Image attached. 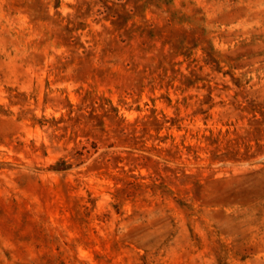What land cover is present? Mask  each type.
Returning a JSON list of instances; mask_svg holds the SVG:
<instances>
[{
	"label": "rangeland",
	"instance_id": "rangeland-1",
	"mask_svg": "<svg viewBox=\"0 0 264 264\" xmlns=\"http://www.w3.org/2000/svg\"><path fill=\"white\" fill-rule=\"evenodd\" d=\"M0 264H264V0H0Z\"/></svg>",
	"mask_w": 264,
	"mask_h": 264
}]
</instances>
